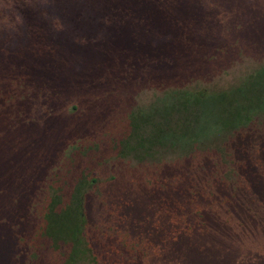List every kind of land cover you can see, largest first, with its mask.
Returning a JSON list of instances; mask_svg holds the SVG:
<instances>
[{
  "label": "rangeland",
  "instance_id": "1",
  "mask_svg": "<svg viewBox=\"0 0 264 264\" xmlns=\"http://www.w3.org/2000/svg\"><path fill=\"white\" fill-rule=\"evenodd\" d=\"M0 11V264H264V0Z\"/></svg>",
  "mask_w": 264,
  "mask_h": 264
},
{
  "label": "trees",
  "instance_id": "2",
  "mask_svg": "<svg viewBox=\"0 0 264 264\" xmlns=\"http://www.w3.org/2000/svg\"><path fill=\"white\" fill-rule=\"evenodd\" d=\"M0 22L1 23H5V24H9L11 22H13V17L11 16V14H5L2 13V11H0ZM188 101H198V102H202L204 101L206 98L210 97V96H217V94L215 92H211L207 89L204 88H196V89H191L188 90Z\"/></svg>",
  "mask_w": 264,
  "mask_h": 264
}]
</instances>
